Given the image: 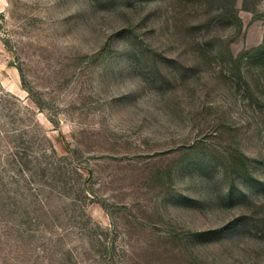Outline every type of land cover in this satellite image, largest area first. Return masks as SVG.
I'll use <instances>...</instances> for the list:
<instances>
[{
    "label": "rangeland",
    "instance_id": "rangeland-1",
    "mask_svg": "<svg viewBox=\"0 0 264 264\" xmlns=\"http://www.w3.org/2000/svg\"><path fill=\"white\" fill-rule=\"evenodd\" d=\"M0 264H264V0H0Z\"/></svg>",
    "mask_w": 264,
    "mask_h": 264
}]
</instances>
